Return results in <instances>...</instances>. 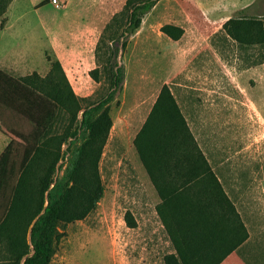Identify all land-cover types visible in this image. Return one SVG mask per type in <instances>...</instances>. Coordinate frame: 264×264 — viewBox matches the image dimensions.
Listing matches in <instances>:
<instances>
[{"label":"rangeland","instance_id":"rangeland-1","mask_svg":"<svg viewBox=\"0 0 264 264\" xmlns=\"http://www.w3.org/2000/svg\"><path fill=\"white\" fill-rule=\"evenodd\" d=\"M14 1L6 7L0 32L11 26L7 34L14 37L8 41L20 52L28 45L36 54L51 41L55 50L51 56L46 51V58L62 64L74 94L86 99L79 100L76 118L74 107L66 115L64 127L70 125L71 132H77L60 147L50 189L66 180L75 152L86 139L80 128L84 109L106 103L91 116L96 119L107 109L112 122L98 163L103 196L84 219L58 224L50 264H164V257L174 253L131 142L148 112L136 111L135 106L153 101L164 85L185 114L197 115L202 151L248 230L250 240L240 257L246 264H264V45L240 48L222 29L227 18L264 24V0L211 22L206 20L208 13L191 15V22L184 20L185 36L177 43L161 33L172 20L163 17L162 7L144 12L140 28L123 36L126 18L120 13L127 0H80L75 7L69 0H57L59 8L49 0L40 8L25 1L15 8ZM257 35L250 31L247 39L254 41ZM94 70L97 81L90 76ZM2 126L21 143V150L24 144L13 132L26 137L31 123L5 112ZM62 127L56 123L51 133H61ZM85 167L87 171L86 163ZM127 213L134 229L125 222ZM5 245L0 244V264L7 263Z\"/></svg>","mask_w":264,"mask_h":264},{"label":"trees","instance_id":"trees-1","mask_svg":"<svg viewBox=\"0 0 264 264\" xmlns=\"http://www.w3.org/2000/svg\"><path fill=\"white\" fill-rule=\"evenodd\" d=\"M9 1L0 0V29L5 23L3 15ZM157 1L127 0L120 13L126 18L121 35L138 30L141 16ZM222 29L240 48L248 44L264 45L261 21L230 18ZM250 31L258 34L254 41L247 39ZM161 33L174 42L183 35L181 29L171 25L163 26ZM46 59L50 70L43 78L36 73L12 78L0 71V124L4 127L5 112H8L27 119L32 125L26 137L13 130V135L24 144L21 150V143L12 140L0 156V244L6 243L3 246L6 264H50L58 224L87 217L96 210L104 192L98 163L112 122L107 109L96 119L91 116L93 111L102 110L106 104L103 102L84 109L80 128L87 134L86 139L75 152L66 180L50 189L60 147L77 132H71L70 125L64 127L66 115L74 107L76 118L81 109H76L79 100L81 103L86 99L74 94L60 62ZM96 72L90 73L94 81H97ZM56 123L62 124L63 131L52 134ZM186 144L193 147H182ZM133 145L151 179V165L176 161L195 162L191 177L200 178L157 208L174 250L164 257V264H221L248 239L245 226L196 147L166 85L161 88ZM53 147L55 149L49 152ZM52 156V161L44 168L43 162ZM125 222L131 229L136 227L129 213Z\"/></svg>","mask_w":264,"mask_h":264},{"label":"crops","instance_id":"crops-1","mask_svg":"<svg viewBox=\"0 0 264 264\" xmlns=\"http://www.w3.org/2000/svg\"><path fill=\"white\" fill-rule=\"evenodd\" d=\"M21 1L29 2V6H31L32 8L39 6L43 2V0L42 1L16 0L12 3V6L16 8L17 6H19L18 4ZM69 1L72 7L78 5L80 6V0H69ZM253 2L254 0H158V2L153 7V9L162 7L163 17L164 18L170 17L172 19V20L170 19L171 21L166 23V25H172L174 27H178L180 29H183V31H185L186 22H184V20L188 19L190 21L191 15L194 16L195 18H199L200 17L199 12H201V14L208 13V15L206 16V20H209V22H211L216 17H227L230 14H232V12H234L235 10L246 9L250 7ZM49 5H51L50 0H49ZM227 9H230V11H227ZM226 20H228V18ZM10 28L11 26H7L4 30H2V32H0V71L12 75L19 74L22 77L30 75L33 72L37 73L40 77H44L45 75H47L50 70V64L46 59L45 52L47 51L48 55L51 56L52 55L51 52H54L53 50H55V47L51 43V41H49L47 44L46 43L42 44V51L37 52L36 50L37 52L36 54L34 53L33 50L30 49L28 45H24V47L27 49L26 51L20 52L18 47H17L18 49L16 47H12L11 43L8 41L10 36H12L7 34V31ZM206 29H209V27L206 26ZM184 36L185 34H183L178 41H180ZM12 37H14V34ZM178 41H176V43ZM156 99L157 97L153 101L147 102L146 104L139 103L134 108V110L136 111H139L141 108H145V109L148 108V112L147 115L140 120L141 122L139 125L140 126L139 130L135 132L132 136L131 142L133 147H134L133 141L136 138L139 131L142 129L143 125L145 124ZM174 99L186 122V126L190 132V135L194 140L196 147H198V149L204 156L206 163L208 164L214 176L220 183L219 179L217 178L216 174L213 171V168L209 160L202 151L201 144L199 142L200 140L198 139V131H197L198 124L196 123L197 115L185 114L181 109L179 102L176 100L175 97ZM151 126H152L151 128H154L153 125ZM12 140L13 139L6 132H4V130L0 128V156L4 153V151L7 149V147L9 146ZM154 147H158V146H154ZM182 147H193V146L191 144H186ZM194 164L196 165V163L192 161L190 162L176 161L167 164H162L159 166L151 165V169H152L151 174L153 177L152 179L147 174L144 167L142 166L144 172L147 175L153 194L156 197L157 200L156 207H160L162 203L165 202L166 199H172L174 194L186 190L187 186L194 184L195 182L200 180L199 177L197 178L191 177V175H193L192 169L195 167ZM240 219L243 225L245 226L241 217ZM249 240L250 237L248 233V239L242 245H240L234 252L228 255L222 261L221 264H246V262L243 260V258L240 257L239 254H240V250L248 244Z\"/></svg>","mask_w":264,"mask_h":264},{"label":"built area","instance_id":"built-area-1","mask_svg":"<svg viewBox=\"0 0 264 264\" xmlns=\"http://www.w3.org/2000/svg\"><path fill=\"white\" fill-rule=\"evenodd\" d=\"M50 4L55 8H59L60 3L57 0H50Z\"/></svg>","mask_w":264,"mask_h":264}]
</instances>
